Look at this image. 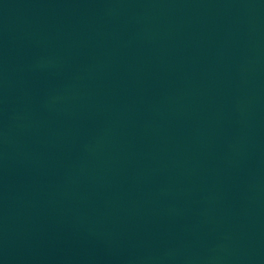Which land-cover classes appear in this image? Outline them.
<instances>
[{
	"label": "water",
	"instance_id": "water-1",
	"mask_svg": "<svg viewBox=\"0 0 264 264\" xmlns=\"http://www.w3.org/2000/svg\"><path fill=\"white\" fill-rule=\"evenodd\" d=\"M0 264H264V0H0Z\"/></svg>",
	"mask_w": 264,
	"mask_h": 264
}]
</instances>
